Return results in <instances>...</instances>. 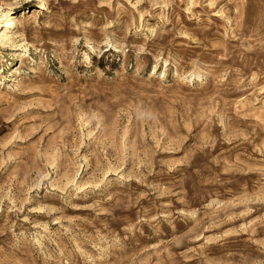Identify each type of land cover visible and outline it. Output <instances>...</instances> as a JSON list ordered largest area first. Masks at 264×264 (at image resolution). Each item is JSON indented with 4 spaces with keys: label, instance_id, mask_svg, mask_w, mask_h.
I'll return each mask as SVG.
<instances>
[{
    "label": "rangeland",
    "instance_id": "rangeland-1",
    "mask_svg": "<svg viewBox=\"0 0 264 264\" xmlns=\"http://www.w3.org/2000/svg\"><path fill=\"white\" fill-rule=\"evenodd\" d=\"M0 264H264V0H0Z\"/></svg>",
    "mask_w": 264,
    "mask_h": 264
}]
</instances>
